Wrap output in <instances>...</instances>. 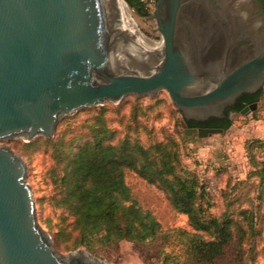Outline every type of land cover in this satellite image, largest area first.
<instances>
[{
  "label": "water",
  "instance_id": "water-1",
  "mask_svg": "<svg viewBox=\"0 0 264 264\" xmlns=\"http://www.w3.org/2000/svg\"><path fill=\"white\" fill-rule=\"evenodd\" d=\"M124 6L131 13L125 0H0V264H105L85 250L58 253L26 162L4 143L53 139L81 110L161 92L184 121L205 123L264 89V15L253 0H157L159 46Z\"/></svg>",
  "mask_w": 264,
  "mask_h": 264
},
{
  "label": "rangeland",
  "instance_id": "rangeland-1",
  "mask_svg": "<svg viewBox=\"0 0 264 264\" xmlns=\"http://www.w3.org/2000/svg\"><path fill=\"white\" fill-rule=\"evenodd\" d=\"M130 11L136 27L148 40L145 39L151 45L159 46L162 39L155 31L156 24L151 19L153 14L140 17ZM254 105L243 110L244 113L232 114L228 130L202 138L196 134H185V121L166 92H161L155 98L129 96L119 105L108 103L102 106L106 110L108 124L116 131L118 138L129 136L145 147L169 138L177 140L181 167L197 176L205 187L204 203L208 213L217 217L226 214L239 221L246 234L243 237L237 235L226 258L218 264H264V192L262 199H257L264 185L259 176L264 164V144L252 147L256 141H264V89ZM99 108L84 109L64 118L54 138L65 135L66 150L74 140H80L82 145L88 140L85 122ZM43 139L37 138L30 143L14 140L4 145L24 158L38 222L52 237L58 253L67 255L85 250L105 264H190L181 237L176 233L177 230L194 233L188 217L172 208L163 191L130 171L126 172L125 180L132 197L143 210L156 216L162 226L161 234L143 244L119 242L91 251L84 247L70 251L60 245L59 227L69 225L71 220L57 211L51 202L54 189L51 182L53 151ZM245 211L248 214L244 216L241 213ZM251 216L254 220L252 231L248 228ZM74 237L75 233L68 245L72 244Z\"/></svg>",
  "mask_w": 264,
  "mask_h": 264
},
{
  "label": "trees",
  "instance_id": "trees-1",
  "mask_svg": "<svg viewBox=\"0 0 264 264\" xmlns=\"http://www.w3.org/2000/svg\"><path fill=\"white\" fill-rule=\"evenodd\" d=\"M135 14L148 17L141 0H125ZM244 95L236 112L259 101ZM102 107L85 122L88 140H74L65 149L66 136L43 139L53 151L51 170L53 207L66 215L70 224L60 226L58 241L75 251L80 247L94 250L119 242L143 244L156 239L162 232L161 223L150 211L143 210L132 197L126 184L127 171L135 173L148 184L166 194L172 208L186 215L194 233L177 230L190 264H218L223 261L237 235L246 234L238 220L226 214L213 216L205 207V187L197 176L181 167L180 144L174 138L145 147L129 136L118 138L106 119ZM188 128L223 129L231 126L229 118L210 119L206 123L186 122ZM255 144H264L256 141ZM264 182V164L259 172ZM263 184L260 188L263 196ZM247 215L248 212H242ZM253 215V214H252ZM249 230L254 228L250 217ZM75 233L71 245L68 242ZM242 240V239H241ZM240 240V242H241Z\"/></svg>",
  "mask_w": 264,
  "mask_h": 264
},
{
  "label": "flooded vegetation",
  "instance_id": "flooded-vegetation-1",
  "mask_svg": "<svg viewBox=\"0 0 264 264\" xmlns=\"http://www.w3.org/2000/svg\"><path fill=\"white\" fill-rule=\"evenodd\" d=\"M254 1V3H255V6H256V9L258 10V14H259V12H262V14L264 15V0H253ZM259 93V92H258ZM258 93H256V94H253V95H250V96H255V95H257ZM246 95H249V94H246ZM241 99H244V95L242 96V97H240L238 100H237V102L235 103V105L233 106V107H231V108H229V109H227L226 110V112H225V117L224 118H222V119H226V118H229L230 119V116L232 115V114H235V113H238V112H236V107H238L239 105H240V100ZM254 104H256V103H252V104H248V105H246L245 106V108L243 109V110H245V109H248V108H250V107H252ZM242 110V111H243ZM206 123V122H205Z\"/></svg>",
  "mask_w": 264,
  "mask_h": 264
},
{
  "label": "built area",
  "instance_id": "built-area-1",
  "mask_svg": "<svg viewBox=\"0 0 264 264\" xmlns=\"http://www.w3.org/2000/svg\"><path fill=\"white\" fill-rule=\"evenodd\" d=\"M143 5L145 6L146 10L149 14H153L156 8L157 0H141Z\"/></svg>",
  "mask_w": 264,
  "mask_h": 264
},
{
  "label": "bare ground",
  "instance_id": "bare-ground-1",
  "mask_svg": "<svg viewBox=\"0 0 264 264\" xmlns=\"http://www.w3.org/2000/svg\"><path fill=\"white\" fill-rule=\"evenodd\" d=\"M124 7H125V6H124ZM124 10L126 11V15H127V17L129 18V20H130L133 24H135V22H134V20H133V18H132L131 13L127 10L126 7L124 8ZM156 46H157V45H156Z\"/></svg>",
  "mask_w": 264,
  "mask_h": 264
}]
</instances>
